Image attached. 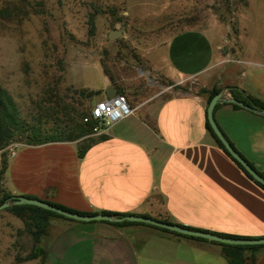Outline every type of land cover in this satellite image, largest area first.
Listing matches in <instances>:
<instances>
[{
    "label": "crops",
    "instance_id": "obj_1",
    "mask_svg": "<svg viewBox=\"0 0 264 264\" xmlns=\"http://www.w3.org/2000/svg\"><path fill=\"white\" fill-rule=\"evenodd\" d=\"M130 67L135 73L118 84L99 67L102 87H89L99 90L98 99L124 91L128 116L76 140L16 146L7 155L3 191L80 212L135 213L211 232L264 235V190L205 127L213 87L228 96L226 87L235 86L264 104V49L258 57L225 51L210 30L189 27L140 50ZM213 118L264 175L263 114L219 101ZM39 243V264H227L219 244L142 223L49 216ZM243 253L244 264H264V245Z\"/></svg>",
    "mask_w": 264,
    "mask_h": 264
},
{
    "label": "rangeland",
    "instance_id": "obj_2",
    "mask_svg": "<svg viewBox=\"0 0 264 264\" xmlns=\"http://www.w3.org/2000/svg\"><path fill=\"white\" fill-rule=\"evenodd\" d=\"M189 27L210 30L225 51L258 57L264 0H0V86L27 124L60 128L73 107L88 112L100 98L89 89L102 87L100 68L118 84L135 73L140 50ZM110 30L120 34L109 38ZM23 143L17 136L0 155ZM38 248L0 209V264H39V252L24 259Z\"/></svg>",
    "mask_w": 264,
    "mask_h": 264
},
{
    "label": "trees",
    "instance_id": "obj_3",
    "mask_svg": "<svg viewBox=\"0 0 264 264\" xmlns=\"http://www.w3.org/2000/svg\"><path fill=\"white\" fill-rule=\"evenodd\" d=\"M88 23L91 24V19L88 20ZM104 72V71H103ZM110 82H112V79L110 76H108L106 73H104ZM218 88H211L208 90V97L209 98L216 92H218ZM226 91L228 94L238 100L243 102L244 104H247L249 106L257 107V108H264V104L258 101L257 99L253 98L249 94H247L242 89H239L235 86H227ZM97 92V91H96ZM93 92V93H96ZM119 92V91H116ZM122 93V92H121ZM231 106L235 108H239L235 103H230ZM217 105V103L214 105V107ZM88 112L85 110H78L76 108H72L71 115L68 116L66 112L64 115H67L66 117V123L62 127H52L50 129H43L41 126L37 124H27L22 117L19 115V111L11 98L10 94L0 86V150L5 147V145L10 141L15 139L17 136H21L23 138L24 144H40L45 143L49 141H72L79 139L83 136H87L91 132V127L93 122H83L82 117L87 115ZM264 116V115H263ZM205 127L211 134V136L214 138L215 143L222 149V151L239 167V169L243 172V174L249 178L253 183H255L258 187H260L262 190H264V186L260 184L259 182L255 181L243 168L242 166L234 159L232 158L227 151L224 149L220 141L215 137L212 130L210 129L207 121H205ZM83 147V146H82ZM82 147L77 149V154L80 155L82 153ZM7 163V154L2 151L0 155V182L3 177V172L5 170ZM251 165V164H250ZM258 172V171H257ZM263 177L264 175L259 172ZM10 194L3 191V189L0 187V203L3 202L6 199L10 198ZM28 197H32L30 195H25ZM48 202V201H47ZM52 203V202H50ZM56 206H60L62 208L76 211L73 209H69L65 206H62L60 204L52 203ZM5 210L12 213L14 216L19 218L22 222L23 230L26 231L33 239L34 242H38L43 235L46 233L47 225H48V217L49 216H59L64 217L62 215H59L53 211L31 205V204H10L6 207H4ZM79 213H94V212H80ZM101 213H112L117 214L110 211H100ZM66 218V217H65ZM70 219V218H69ZM160 220L171 222L167 218H159ZM115 224H123V223H141V222H134V221H120V222H112ZM174 223V222H173ZM146 224V223H142ZM178 224V223H177ZM150 225V224H147ZM182 225V224H180ZM152 227L158 228L160 230L173 233L176 235L186 236L194 239L199 240H206L210 241L216 244H219L221 246V251L223 255L226 258L227 264H244L246 257L244 256V250H254L255 248L259 246H263L264 244H228V243H221L214 240H208L205 238L197 237V236H190V235H183L179 234L173 231H169L167 229L156 227L153 225H150ZM189 227V226H187ZM193 228V227H190ZM198 229V228H196ZM208 231V230H207ZM216 234L227 236V237H236V238H257V237H264L262 236H242V235H235V234H226V233H217ZM35 251L29 252L24 256V259H31L36 257L38 255L37 253L42 256L43 249L38 248Z\"/></svg>",
    "mask_w": 264,
    "mask_h": 264
},
{
    "label": "water",
    "instance_id": "obj_4",
    "mask_svg": "<svg viewBox=\"0 0 264 264\" xmlns=\"http://www.w3.org/2000/svg\"><path fill=\"white\" fill-rule=\"evenodd\" d=\"M120 34L119 30H110L107 34L109 38L115 37ZM110 89V88H108ZM113 93L107 96H111ZM79 95H81L79 93ZM219 101H225L230 103H235L240 107L249 109L253 112H257L264 115V108H257L253 106H249L244 104L241 101H238L232 98L230 95L223 96L221 91L214 93L209 100L207 101L206 108H205V117L206 121L212 130L215 137L220 141L224 149L227 153L234 158L242 168L257 182L264 186V177L257 172L230 144L227 138L223 135L219 127L217 126L214 118H213V108L214 105ZM10 204H31L35 205L50 211H53L59 215L64 217L73 219V220H81V221H90V220H105L111 222H120V221H134V222H141L150 224L156 227H161L167 229L169 231H173L183 235H190V236H197L201 238H205L208 240H214L221 243H228V244H264V237H257V238H236V237H227L216 234L211 231L190 228L184 225H180L173 222H166L157 218H153L148 215L143 214H135V213H125V214H112V213H101V212H94V213H79L77 211L68 210L62 208L60 206H56L50 202L45 200H41L35 197H28L25 195H11L9 199L4 200L0 203V209L10 205Z\"/></svg>",
    "mask_w": 264,
    "mask_h": 264
},
{
    "label": "built area",
    "instance_id": "obj_5",
    "mask_svg": "<svg viewBox=\"0 0 264 264\" xmlns=\"http://www.w3.org/2000/svg\"><path fill=\"white\" fill-rule=\"evenodd\" d=\"M131 111L125 95L115 92L111 96L96 100L89 108L88 114L82 117V121L93 122L90 134L102 133L118 120L128 116Z\"/></svg>",
    "mask_w": 264,
    "mask_h": 264
}]
</instances>
